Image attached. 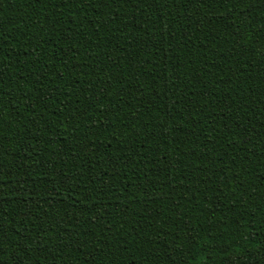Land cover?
Here are the masks:
<instances>
[{
    "label": "trees",
    "instance_id": "obj_1",
    "mask_svg": "<svg viewBox=\"0 0 264 264\" xmlns=\"http://www.w3.org/2000/svg\"><path fill=\"white\" fill-rule=\"evenodd\" d=\"M0 264H264V0H0Z\"/></svg>",
    "mask_w": 264,
    "mask_h": 264
}]
</instances>
